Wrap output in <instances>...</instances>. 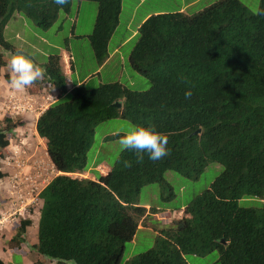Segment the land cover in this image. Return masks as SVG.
I'll return each instance as SVG.
<instances>
[{"label":"trees","instance_id":"obj_1","mask_svg":"<svg viewBox=\"0 0 264 264\" xmlns=\"http://www.w3.org/2000/svg\"><path fill=\"white\" fill-rule=\"evenodd\" d=\"M82 1L97 5L88 39L103 65L122 0H70L62 8L53 0H0V70L7 66L3 53H17L4 36L11 19L23 16L47 30ZM129 64L148 79V90L82 83L64 102L61 57L47 58L40 79L58 99L39 115L35 130L58 174L38 195L42 204L33 249L59 264H121L125 244L151 213L161 212L140 206L141 189L159 184L173 197L167 172L197 180L208 165L219 164L223 169L207 189L181 209L173 208L181 216L158 232L153 248L126 264H188L187 255L214 251L219 264H264V208L238 204L264 194V0L256 14L240 0H220L193 15H151L138 28ZM4 78L9 82V75ZM116 118L134 127L154 126L168 137V155L153 162L123 149L106 175L73 176L86 171L96 126ZM4 122L0 151L14 128L10 119ZM31 223L21 220L12 241L23 244Z\"/></svg>","mask_w":264,"mask_h":264},{"label":"rangeland","instance_id":"obj_2","mask_svg":"<svg viewBox=\"0 0 264 264\" xmlns=\"http://www.w3.org/2000/svg\"><path fill=\"white\" fill-rule=\"evenodd\" d=\"M139 1L122 0L119 25L109 43V53L129 35L126 30L129 21L131 28H135L146 13H174L172 11L177 10L182 3V0H142L138 5ZM218 1L220 0H197L196 5L189 8L185 14H196ZM240 1L252 14L258 12L260 0ZM82 2L77 10L78 2H74L70 13H61L47 30L36 27L23 16H18L9 21L4 32L5 39L16 47L17 53L12 56L3 53L7 66L0 70V130L5 129L6 118L14 125L7 134L9 145L0 151V239L6 243L3 258L13 260L15 264L22 263L21 256L26 258V264H35L39 260H43L44 264L59 263L40 257L33 249L42 204L38 194L58 174L47 156L44 139L36 133L35 123L38 113L55 100V95L51 96L50 86L42 83V79L23 91L12 89L4 77L9 75L11 78L14 75L11 70L13 56L22 54L36 65H44L48 55H57L63 50H68L73 67L69 75L71 83L76 79L85 78L89 88L100 84L119 83L138 92L146 91L150 86L148 79L134 72L129 64V56L137 37L120 49L119 54L113 55L108 65L99 68L88 39L97 14V5L88 1ZM133 11L134 17L131 19ZM19 49L23 51L20 52ZM70 98L71 94L68 92L61 100L66 102ZM133 127L131 122L123 118L98 124L94 130L92 146L87 152L86 171L74 176L97 178L101 171L110 170L123 150L119 142L121 137ZM115 135L119 137L109 139ZM222 169L219 164H210L197 180L167 172L164 177L171 186L173 197L159 184L143 187L138 198L140 206L158 207L161 212L151 213L133 240L125 244L121 264H126L132 257L152 249L158 232L167 228L173 218L181 216V212L174 214L175 209H181L207 189ZM238 204L243 208H264V194L262 199L247 197L241 199ZM25 219L32 223L24 243L19 246V242L12 241V238L16 235V226ZM185 259L188 264H219V253L214 251L203 257L187 255Z\"/></svg>","mask_w":264,"mask_h":264},{"label":"clouds","instance_id":"obj_3","mask_svg":"<svg viewBox=\"0 0 264 264\" xmlns=\"http://www.w3.org/2000/svg\"><path fill=\"white\" fill-rule=\"evenodd\" d=\"M53 2L58 7L62 8L68 5L70 3V0H53ZM11 70L14 75L10 78L9 84L12 89L17 91L25 90L26 88L37 82L45 74L44 70L41 67L36 65L31 59L22 54L13 56L11 60ZM191 95V91L185 92L186 99L190 98ZM55 101L57 100H54V102ZM54 102L52 101V103ZM52 103H49V105ZM49 105H46L44 110L47 109ZM42 112L38 114V117ZM119 142L123 149L134 151L137 154L138 158L141 159L143 158V155L146 154L150 160L155 162L168 155V137L162 132L157 131L152 125H149L147 127H133L131 131L121 137ZM176 213L178 212H175L174 214Z\"/></svg>","mask_w":264,"mask_h":264},{"label":"crops","instance_id":"obj_4","mask_svg":"<svg viewBox=\"0 0 264 264\" xmlns=\"http://www.w3.org/2000/svg\"><path fill=\"white\" fill-rule=\"evenodd\" d=\"M141 1L142 0H140L139 1V3H138V5L141 3ZM196 1L197 0H182V3L180 4V6L177 8V10H174V11H172V12H182V13H186L187 12V10L189 9V8H191L192 6H195L196 5ZM81 3H83V2H78L77 3V8H76V10L78 9V6H79V8H80V6H81ZM137 5V6H138ZM121 12H122V2H121V11H120V15H121ZM163 12H159L158 14H162ZM76 14H78V12H76ZM153 14H157V13H153ZM153 14H150V13H146L143 17H141V19L139 20V22H138V25L135 27V28H131V26H130V21H129V24H128V26L126 27V30H127V32L129 33V35L128 36H126L125 38H124V40H122L120 43H118L114 48H113V50L109 53V43H110V41H111V38H112V36H113V34H112V36H111V38H110V40H109V42H108V58H107V60L104 62V64L103 65H101V66H99V68H103L104 66H106V65H108L109 63H110V60H111V58H112V56L113 55H115V54H119V52H120V49H122L126 44H128L129 42H130V40L131 39H133L134 37H137V31H138V28L140 27V25L149 17V16H151V15H153ZM120 15H119V17H120ZM18 16H15L13 19H15V18H17ZM134 17V11H133V13H132V15L130 16V18L132 19ZM95 18H96V16H95ZM118 25H119V20H118ZM117 25V26H118ZM7 26H8V24H7ZM7 26L5 27V29H4V32H5V30H6V28H7ZM117 28V27H116ZM55 48V47H54ZM19 51L21 52V51H23V50H21V49H19ZM52 55V54H51ZM57 55H59L60 57H61V65H62V70H63V73H64V75H65V77H66V81H67V91L68 92H70L74 87H76V86H79L80 84H82V83H88V81L87 80H78V79H76V81H74L73 83H71V81L69 80V75L71 74V71H72V59H71V57H70V54H69V52H68V50H63L62 51V53L61 54H57ZM50 55H48L47 56V58L49 57ZM39 67H41L42 69H43V66L44 65H38ZM44 90V89H43ZM51 92H52V94H51V96H53V95H55V100H57V97H58V93H57V91L56 90H54V89H51ZM54 102V101H53ZM42 111H44V109H42L41 110V112ZM40 113V112H39ZM38 113V114H39ZM110 170H103V171H101V174L100 175H106L108 172H109ZM103 172V173H102ZM90 179H92V180H94V179H96L95 177H93L92 176V178H90ZM147 208H149L148 206H147ZM165 213V212H164ZM6 243L5 242H3L2 241V239H0V262L2 263V264H15V261H13V260H11V259H7V258H3V253H5L4 252V250H6L5 248H4V246H6L5 245ZM9 249V248H8ZM10 250V249H9ZM11 251V250H10ZM15 256H17V255H15ZM21 258H22V263L21 264H26L27 263V260H26V258L23 256H21ZM15 259V258H14Z\"/></svg>","mask_w":264,"mask_h":264},{"label":"water","instance_id":"obj_5","mask_svg":"<svg viewBox=\"0 0 264 264\" xmlns=\"http://www.w3.org/2000/svg\"><path fill=\"white\" fill-rule=\"evenodd\" d=\"M114 106L117 107V108H120L121 104L120 103H115ZM199 133H200V130H197L195 133H193V135L194 134H199ZM221 243L224 244L225 243L224 240H222Z\"/></svg>","mask_w":264,"mask_h":264}]
</instances>
